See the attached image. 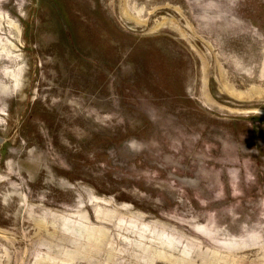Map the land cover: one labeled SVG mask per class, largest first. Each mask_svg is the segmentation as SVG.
I'll return each instance as SVG.
<instances>
[{
  "label": "rangeland",
  "instance_id": "1",
  "mask_svg": "<svg viewBox=\"0 0 264 264\" xmlns=\"http://www.w3.org/2000/svg\"><path fill=\"white\" fill-rule=\"evenodd\" d=\"M0 264H264V0H0Z\"/></svg>",
  "mask_w": 264,
  "mask_h": 264
},
{
  "label": "bare ground",
  "instance_id": "2",
  "mask_svg": "<svg viewBox=\"0 0 264 264\" xmlns=\"http://www.w3.org/2000/svg\"><path fill=\"white\" fill-rule=\"evenodd\" d=\"M109 43V42H108ZM161 72V71H160Z\"/></svg>",
  "mask_w": 264,
  "mask_h": 264
}]
</instances>
